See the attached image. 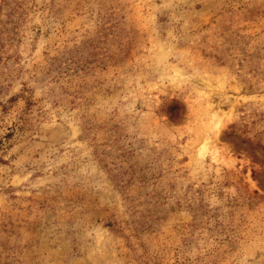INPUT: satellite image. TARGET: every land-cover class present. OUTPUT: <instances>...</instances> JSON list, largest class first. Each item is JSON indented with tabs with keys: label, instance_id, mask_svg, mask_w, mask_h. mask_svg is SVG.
<instances>
[{
	"label": "rangeland",
	"instance_id": "1",
	"mask_svg": "<svg viewBox=\"0 0 264 264\" xmlns=\"http://www.w3.org/2000/svg\"><path fill=\"white\" fill-rule=\"evenodd\" d=\"M0 264H264V0H0Z\"/></svg>",
	"mask_w": 264,
	"mask_h": 264
}]
</instances>
